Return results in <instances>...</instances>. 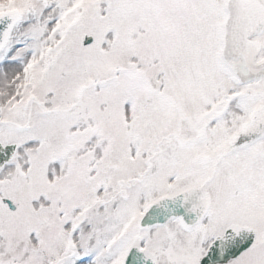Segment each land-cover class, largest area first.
Here are the masks:
<instances>
[{
    "label": "snow or ice",
    "instance_id": "snow-or-ice-1",
    "mask_svg": "<svg viewBox=\"0 0 264 264\" xmlns=\"http://www.w3.org/2000/svg\"><path fill=\"white\" fill-rule=\"evenodd\" d=\"M0 264H264V0H0Z\"/></svg>",
    "mask_w": 264,
    "mask_h": 264
}]
</instances>
